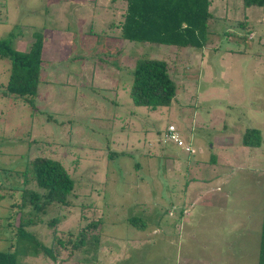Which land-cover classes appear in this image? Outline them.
Returning <instances> with one entry per match:
<instances>
[{"label": "rangeland", "instance_id": "obj_1", "mask_svg": "<svg viewBox=\"0 0 264 264\" xmlns=\"http://www.w3.org/2000/svg\"><path fill=\"white\" fill-rule=\"evenodd\" d=\"M124 10V0H0V38L20 50L37 31L44 40L34 108L2 94L9 64L0 58V250L17 247L18 264H257L264 7L213 0L222 18L202 49L127 40L118 27ZM139 58L167 62L176 85L170 105L133 104ZM171 125L193 153L168 138ZM250 128L261 133L257 147L242 143ZM36 157L60 161L74 188L67 202L30 214L37 222L20 243L8 222L24 189L43 192L31 174ZM175 168L180 176L165 172ZM211 173L220 178L210 185ZM219 183L232 202H212ZM82 230L99 239L73 248ZM39 242L54 245L55 258Z\"/></svg>", "mask_w": 264, "mask_h": 264}, {"label": "trees", "instance_id": "obj_2", "mask_svg": "<svg viewBox=\"0 0 264 264\" xmlns=\"http://www.w3.org/2000/svg\"><path fill=\"white\" fill-rule=\"evenodd\" d=\"M124 1L123 21L118 27L122 37L127 40L195 49H202L209 42L211 0ZM242 2L245 7L264 5V0H242ZM239 25L243 28L248 27V30L252 31L245 21L239 22ZM233 35L235 36V34ZM236 37L245 39V37L237 35ZM43 44V34L40 31L34 33V40L27 50L14 47L10 38H0V58L8 60L9 64V76L2 89V94L18 97L31 108L35 107L38 91ZM175 95L176 85L164 59L139 58L136 61L130 86V97L134 105L147 106L152 109L168 106ZM242 143L252 147L259 146L261 144L260 131L256 128L247 129L243 135ZM25 173L26 171H24ZM31 174L43 192L40 194L24 189L20 203L12 204L14 213L8 222L12 230L16 231L13 238L20 243L28 238L29 231H26V227L37 222L36 218L30 217V214L35 216L39 211H44L46 204L51 201L67 202L74 188V180L62 163L55 159L36 157L32 161ZM26 204L31 205L35 213L25 212L24 216L22 212ZM21 215L23 218L15 227L13 222L17 216L20 218ZM129 222L135 226L138 225L135 218H130ZM86 234V230L80 231L76 236L77 239L73 241L72 247L78 249L85 244L96 243L99 239V236L93 235L90 240ZM57 240L62 244L60 239ZM36 244H40L41 252L47 255L51 250L50 256L55 258L54 245L51 248H46L40 242ZM12 247L14 248H9L6 251L0 250V264H18L17 247ZM32 248L36 247L32 246ZM96 264L105 263L97 262ZM257 264H264V200Z\"/></svg>", "mask_w": 264, "mask_h": 264}, {"label": "crops", "instance_id": "obj_3", "mask_svg": "<svg viewBox=\"0 0 264 264\" xmlns=\"http://www.w3.org/2000/svg\"><path fill=\"white\" fill-rule=\"evenodd\" d=\"M212 1L213 0H211V4H212ZM211 4H210V6H211ZM220 5V4H219ZM262 7H264V5L263 6H261V8ZM249 8V7H248ZM216 9H218V8H216ZM209 10H210V7H209ZM210 12H211V17H210V19H209V26H210V24L212 23V21H217V20H219L220 18H222V15H218L219 13H216L215 11H212V10H210ZM225 17H227V14H225ZM244 20H247L248 19V17L247 16H245V18H243ZM182 170L183 169H177V168H175V169H171V170H165V172H168V176H180V174H181V172H182ZM214 173V172H213ZM213 173H211L210 174V179H209V181H208V184H213L214 182H216L217 181V179L216 178H220V176H219V174L217 175V174H213ZM210 188V187H209ZM213 190H211L210 192H209V196H210V198H211V200H212V202H214L216 199H221V198H223V199H226V198H228V201L230 202H232V194H230L229 192H225L224 193V191H223V189H222V187H221V183H219V184H216V186H215V188H212ZM220 194V195H219ZM220 196V197H219ZM216 197H219V198H216ZM179 203V202H178ZM181 203V202H180ZM262 211H263V207H262ZM261 223H262V220H261ZM260 230H261V228H260ZM258 238H260V233L258 234ZM259 246V245H258Z\"/></svg>", "mask_w": 264, "mask_h": 264}, {"label": "built area", "instance_id": "obj_4", "mask_svg": "<svg viewBox=\"0 0 264 264\" xmlns=\"http://www.w3.org/2000/svg\"><path fill=\"white\" fill-rule=\"evenodd\" d=\"M167 136L170 140H172L173 142H175L178 146H186L184 145L183 141L179 138L178 133L176 132L175 128L171 125L168 127V133ZM185 149L188 152L193 153L194 151L192 150V148L190 146H186Z\"/></svg>", "mask_w": 264, "mask_h": 264}]
</instances>
